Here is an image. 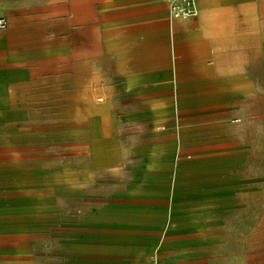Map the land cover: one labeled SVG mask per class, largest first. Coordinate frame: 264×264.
<instances>
[{
  "label": "rangeland",
  "instance_id": "374dc122",
  "mask_svg": "<svg viewBox=\"0 0 264 264\" xmlns=\"http://www.w3.org/2000/svg\"><path fill=\"white\" fill-rule=\"evenodd\" d=\"M169 9L154 27L119 43L101 42L94 28L92 98L84 102L93 114H101L100 105H107L108 120L93 115L91 124H85L78 116L86 108L67 102L33 109L30 122L24 116L0 117V264L61 259L43 229V217L36 215H166V205L107 200L126 187L165 183L174 184L175 197L177 180L214 185L208 191L214 188L220 195L215 197L218 213L209 216L203 234L208 251L196 264H264V17H257L254 25L239 11L213 18L215 50L204 56L220 74L217 89L155 90L147 85L121 90L110 84L109 91L100 90L105 75L117 69L130 73L170 66L179 74L186 72L189 83H198L199 68L188 51H180L190 38V23L167 21ZM242 78L250 81L247 88L221 89L229 79L238 83ZM180 102L189 104L182 116L177 114ZM155 107L174 119V128L163 137L149 133L147 114ZM183 126L187 129L181 130ZM85 130L88 136H79ZM159 154L171 156L174 166L156 168L144 162L145 156ZM158 191L164 197V189ZM176 209L172 202L171 214L183 215ZM201 249L185 243L174 255L191 264Z\"/></svg>",
  "mask_w": 264,
  "mask_h": 264
},
{
  "label": "crops",
  "instance_id": "0c3cea01",
  "mask_svg": "<svg viewBox=\"0 0 264 264\" xmlns=\"http://www.w3.org/2000/svg\"><path fill=\"white\" fill-rule=\"evenodd\" d=\"M196 3L197 16L183 19L190 23L191 35L180 51H188L191 63L199 68L198 83H189L186 72L179 74L166 65L144 72L117 69L105 75L100 90L109 91L110 84L121 86V90L147 85L155 90H185L190 86L219 88L220 74L204 56L215 50L210 39L213 18L239 11L254 25L257 17H264V0H196ZM167 10L166 0H0V16L8 22L5 29H0V117L24 116V122H30L33 109H48L67 102L73 108L80 107L79 103L86 108L84 116H78L85 124H91L93 115L108 120L104 113L107 105H100L101 114H93L84 102L87 96L92 98L90 66L94 28L99 29L101 42L119 43L142 28L154 27ZM167 21L174 20L169 16ZM221 85L223 91L236 92L247 88L250 81L242 78L236 83L229 79ZM187 107V103H178L177 114L182 116ZM156 109L148 110L149 133L163 137L174 128V119ZM185 129L183 126L181 130ZM78 134L87 137L89 132ZM144 162L156 168L174 166L171 156L166 154L145 156ZM176 171L183 176L181 169L177 167ZM175 182L178 192L175 197L174 184L165 183L126 187L107 200L117 205H166V215L83 212L36 215L43 217V229L50 234L54 251L61 258L46 264H185L174 255L185 243L202 247L191 263L196 264L208 251L203 234L209 216L218 213L215 197L220 195L214 188L208 191L214 185ZM158 188L164 189V197ZM172 202L183 215L171 214Z\"/></svg>",
  "mask_w": 264,
  "mask_h": 264
},
{
  "label": "built area",
  "instance_id": "2783aa9c",
  "mask_svg": "<svg viewBox=\"0 0 264 264\" xmlns=\"http://www.w3.org/2000/svg\"><path fill=\"white\" fill-rule=\"evenodd\" d=\"M171 19H186L195 16L196 9L192 0H171V5L169 9ZM7 19L0 16V29H5L7 27ZM159 264H173L169 262H162Z\"/></svg>",
  "mask_w": 264,
  "mask_h": 264
},
{
  "label": "bare ground",
  "instance_id": "6f19581e",
  "mask_svg": "<svg viewBox=\"0 0 264 264\" xmlns=\"http://www.w3.org/2000/svg\"><path fill=\"white\" fill-rule=\"evenodd\" d=\"M166 1H167V7L169 8L170 7V0H166ZM193 3H194V6H195V9H196L195 16H197V14H198V7H197L196 0H193Z\"/></svg>",
  "mask_w": 264,
  "mask_h": 264
}]
</instances>
